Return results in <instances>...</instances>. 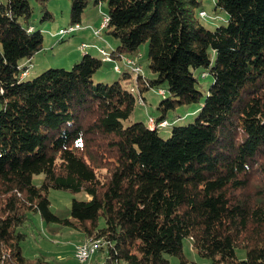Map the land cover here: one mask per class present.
I'll return each mask as SVG.
<instances>
[{
  "label": "trees",
  "instance_id": "trees-1",
  "mask_svg": "<svg viewBox=\"0 0 264 264\" xmlns=\"http://www.w3.org/2000/svg\"><path fill=\"white\" fill-rule=\"evenodd\" d=\"M70 1L71 24L107 2L111 60L89 47L71 69L26 78L42 29L30 0H0V264H57L23 253L33 212L100 239L101 264H188L186 238L210 264H264V0H214L228 13L215 28L200 22L203 0ZM47 2L42 20L53 18ZM146 42L148 73L135 57ZM129 59L141 72L103 73ZM198 72L213 78L207 91ZM150 89L166 95L159 113L132 121ZM182 104L198 105L195 119L162 137ZM51 188L89 197L62 218Z\"/></svg>",
  "mask_w": 264,
  "mask_h": 264
},
{
  "label": "rangeland",
  "instance_id": "rangeland-1",
  "mask_svg": "<svg viewBox=\"0 0 264 264\" xmlns=\"http://www.w3.org/2000/svg\"><path fill=\"white\" fill-rule=\"evenodd\" d=\"M213 1L214 0H203V7L207 11L208 14L206 15L208 16L200 17V22L209 28H215L220 24H227L228 19V13L224 10L215 9ZM30 2L34 7L33 22L37 27H41L42 29L44 46L42 50L35 53L29 61L28 59L22 60V62L28 61L29 74L26 78H33L51 67L71 69L83 56V50L79 49V46H81L80 43L83 40H87V43L96 45V47L90 45L88 52L99 58H102V52L98 50L100 44L108 50H111L115 45L112 37L107 35L103 29H101L99 34H95V29L100 28L104 15L108 12L107 2H102V4L99 5L92 1L84 12L82 22L79 23L81 27L65 34L59 33L60 35L54 33L58 31L60 27H68L71 24V1L48 0L47 6L53 13V18L44 20H42L43 13L40 10V0H30ZM216 14L218 16L213 18V15ZM88 24H90V28H87V33L85 32L87 29L84 28ZM61 35L63 36L61 37ZM61 38H63V40H60ZM147 52L148 42L141 46L139 54L135 56L142 66V72L145 73H148ZM123 70L125 72L131 71V68L128 65H122V71L115 72L111 63H104L103 66V73L105 76L115 79H119L122 72H124ZM100 73H102V71H100ZM198 75H200V88L203 91H207L213 82L212 76L208 75L207 77H203L201 72H198ZM144 96L146 97V105L142 106L138 104L131 120H142L148 124L149 116H155L159 113L160 110L157 109V106L166 95L159 93L157 90L150 89L145 92ZM197 106V104H182L170 109L167 112L169 124L159 129L160 135L167 138L173 126L185 125L194 120L198 111L195 112L193 110ZM34 177L35 181L40 183L43 174H35ZM74 197L85 199L89 197V194L85 191L72 192L71 190L63 188H51L49 191L51 209L62 218L70 217L71 204ZM100 224L103 225L104 221L101 220ZM23 230L27 233V238L23 243V253L26 256H46L49 260L57 264H101L105 260V251L99 253L95 252L97 254H93L84 262L78 260L75 256V247L77 244L83 243V233L70 224L64 225L61 224V222L45 221L40 213L33 212L23 227ZM183 250L186 258L189 260L188 264H210L208 258L200 257L196 253V249H194L188 238L184 240ZM236 253L240 258L245 257L246 254L245 249L240 247L236 249ZM170 262L171 264H181V259L177 256H170Z\"/></svg>",
  "mask_w": 264,
  "mask_h": 264
},
{
  "label": "bare ground",
  "instance_id": "bare-ground-1",
  "mask_svg": "<svg viewBox=\"0 0 264 264\" xmlns=\"http://www.w3.org/2000/svg\"><path fill=\"white\" fill-rule=\"evenodd\" d=\"M200 13H203V14H208L207 11H200ZM203 14H199L201 16H204ZM81 27V25L78 23L76 25H73L70 27V31L69 30H61L59 31L60 34H65V33H68V32H71V31H74L76 30L77 28ZM83 43H86L85 46H83L82 48H80L81 50H83V52H86L88 47L91 45L87 42H82L81 45H83ZM81 47V46H79ZM99 51L102 52V56H103V60H110V56L108 55L107 51H104L103 50V47L102 48H99ZM109 51V50H108ZM123 55V54H122ZM130 57V56H129ZM134 57V56H133ZM135 58V57H134ZM117 59V58H116ZM130 61H127V64L130 65L132 68V71H135V72H141V66L138 65V63H136L135 60H131L129 59ZM123 62V61H122ZM118 63V62H117ZM119 64V63H118ZM116 64V67H114V69H116L117 71H120V64L118 65ZM149 120V119H148ZM168 124V121H164L162 124H160L161 126H166ZM150 125L152 127H154V121L150 118ZM157 125V124H156ZM101 244V241L100 239H94L92 237H88L86 240L83 241V243H81V248H85L83 250V253H82V257L81 258H77L78 260L84 262L86 260H88L95 252L96 250L98 249V247L100 246ZM90 247V248H88Z\"/></svg>",
  "mask_w": 264,
  "mask_h": 264
},
{
  "label": "built area",
  "instance_id": "built-area-1",
  "mask_svg": "<svg viewBox=\"0 0 264 264\" xmlns=\"http://www.w3.org/2000/svg\"><path fill=\"white\" fill-rule=\"evenodd\" d=\"M199 13H200V12H199ZM200 14H203V13H200ZM203 15H204V16H208V15H205V14H203ZM108 20H109V18H108V16H107L106 13H105L104 18H103V20H102V22H101V24H100V28H99V29H95V34H99V33H100L101 29H103V28L107 25ZM76 24H78V23L70 24L68 27H61V28H59L58 33H59V31H61V30H69V31H70V27L73 26V25H76ZM85 45H86V43H83V45H81V47H79V49L82 48V47L85 46ZM110 60H111V57H110ZM127 61H130V60H127ZM114 67H116V65H114ZM160 92L164 93L163 90H160ZM151 119L154 121L153 118H151ZM165 121H166V120H165ZM163 122H164V121H163ZM163 122H161L160 124H162ZM88 248H90V247H88ZM84 249H85V248H81V244H77L76 247H75V256H76L77 258H81Z\"/></svg>",
  "mask_w": 264,
  "mask_h": 264
},
{
  "label": "crops",
  "instance_id": "crops-1",
  "mask_svg": "<svg viewBox=\"0 0 264 264\" xmlns=\"http://www.w3.org/2000/svg\"><path fill=\"white\" fill-rule=\"evenodd\" d=\"M87 28H90V24H88V25H86L85 26V28L84 29H87ZM88 31V29L85 31V32H87ZM88 33V32H87ZM83 41H87V40H83ZM90 41H93V40H90ZM94 43V42H93ZM90 44V43H89ZM92 45V44H91ZM101 45V44H100ZM102 47V46H101ZM89 48V47H88Z\"/></svg>",
  "mask_w": 264,
  "mask_h": 264
}]
</instances>
